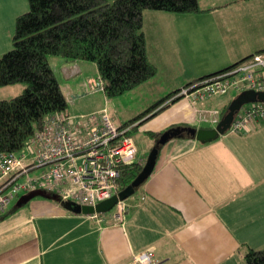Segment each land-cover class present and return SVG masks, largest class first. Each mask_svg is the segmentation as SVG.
I'll return each mask as SVG.
<instances>
[{
  "label": "crops",
  "instance_id": "0c3cea01",
  "mask_svg": "<svg viewBox=\"0 0 264 264\" xmlns=\"http://www.w3.org/2000/svg\"><path fill=\"white\" fill-rule=\"evenodd\" d=\"M198 1L204 9L200 13L145 11L148 55L159 73L140 86L166 92L172 87L170 96L195 79L264 51V0ZM27 11L29 0H0V54L11 48L17 17ZM50 64L63 90L79 77L73 107H81L83 96L95 95L87 87L93 90L94 78L88 77L99 72L96 62L52 55ZM160 79L167 82L163 88ZM26 88L24 83L0 87V99ZM230 94L197 105L182 97L139 120L137 129L154 138L146 140V149L151 151L160 138L150 132L185 124L204 127L209 120L200 121V111L218 110L220 121L234 99ZM75 122L72 117L71 129L82 137L99 124ZM143 155L138 160L145 164ZM69 201L40 187L15 198L8 209L13 212L0 219V264H135L144 250H154L156 264H248L249 249H264V122L248 134L229 132L202 143L183 133L163 144L152 175L126 199L130 210L120 225L110 212L92 217Z\"/></svg>",
  "mask_w": 264,
  "mask_h": 264
},
{
  "label": "trees",
  "instance_id": "16d2710c",
  "mask_svg": "<svg viewBox=\"0 0 264 264\" xmlns=\"http://www.w3.org/2000/svg\"><path fill=\"white\" fill-rule=\"evenodd\" d=\"M29 4V11L17 17L14 47L0 55V87L15 83L27 87L16 97L0 99V153L18 152L30 136L43 128L50 113L69 109L50 56L96 62L102 91L114 99L159 73L148 55L144 31L146 10L173 13L204 10L198 0H29ZM253 55L185 86L236 68ZM181 89L140 113L137 120L125 123L133 127L130 134L137 129L136 122L150 119L180 100ZM162 133L150 132L158 138ZM143 167L142 161L122 166L119 179L122 189L130 186ZM10 213L0 215V219ZM245 255L248 264H264V249L251 248Z\"/></svg>",
  "mask_w": 264,
  "mask_h": 264
},
{
  "label": "built area",
  "instance_id": "2783aa9c",
  "mask_svg": "<svg viewBox=\"0 0 264 264\" xmlns=\"http://www.w3.org/2000/svg\"><path fill=\"white\" fill-rule=\"evenodd\" d=\"M101 80V78H100ZM102 83V81H101ZM248 89L264 91V52L255 53L236 68L183 86L178 96L187 97L197 105L200 100ZM200 121H219L218 110L200 111ZM96 115V116H95ZM43 128L30 136L18 152L0 153V215L8 213L10 204L22 193L40 187L59 193L63 199L79 205H97L122 190L121 168L140 161L135 138L129 124L117 123L106 108L88 136H77L71 129L69 110L50 113ZM264 122V101L244 105L227 134H248ZM45 168L39 173L32 170ZM130 205L120 200L109 211L120 225L126 219ZM107 213H94L98 217ZM154 250H144L135 256V264H156Z\"/></svg>",
  "mask_w": 264,
  "mask_h": 264
},
{
  "label": "rangeland",
  "instance_id": "374dc122",
  "mask_svg": "<svg viewBox=\"0 0 264 264\" xmlns=\"http://www.w3.org/2000/svg\"><path fill=\"white\" fill-rule=\"evenodd\" d=\"M29 7H30V4H29ZM15 28H16V25H15ZM14 34H13V36H14ZM13 47H14V44H12L11 48H9L8 50H6V51L3 50L4 52L2 51L3 53L0 55L3 56L4 53L11 50ZM92 77L94 78L93 83H92L93 90H91L88 87H87V90L89 92H94L95 95H93V97L91 96L90 98L83 96L84 98L82 99V101L79 104L81 107H78V104H77V106L73 107L74 106L73 105L74 98L72 96V92L74 93V89L76 87H77L76 90L79 89V87L82 84L81 83L78 85L74 82V80L75 79L78 80L79 77L74 78V79H70L69 85H67L69 87L68 88L64 87V92L67 94V97L69 99V106H68L69 109L68 110H69V112L71 110L70 117H71V119H72V117H73V119H75L76 124H80L83 122L84 123L90 122L92 119V115L94 113H97V115L100 116L101 115L100 113L104 112L106 110V108L109 109L110 116L113 118V120L115 122H116V120L121 119L123 117L129 118L128 119L129 121L137 120L138 119L137 117L140 113L147 111L149 108H151L152 105H154L156 102H158V100L160 98H162V97L165 98V97L169 96L168 93H170L171 90H173L172 87H170L168 89L169 92H166L167 91L166 89L165 90L164 89H159V90L157 89L156 90V89L151 88L149 85L138 86L136 89L127 91L123 95L115 96V98H114L115 103H110V102L106 101L107 95L105 94V92L102 91L103 84L101 83V80H100L101 74L99 72H94L92 74L89 73L88 78H92ZM87 80H89V79H86L83 82L84 86H86L87 83L89 82V81L87 82ZM63 82H68V79L66 80V78H64ZM159 84L163 88V87H165V85H167V82L163 79H160ZM230 93H231L230 95L232 98H235L238 94V92H235V91H232ZM99 98H100V101H99ZM88 102H89V104H87ZM92 102H94V104H92L93 108L88 110L91 106L90 103H92ZM97 104H98V106H97ZM203 124H204L203 125L204 127H206V126L207 127H216V125H218L217 122H216V124H214V123L209 122V121H206ZM132 136L135 138L137 149H139L138 154H140V153L144 154L143 156L148 158L152 150L150 151V149L148 147L146 149L145 143H146L147 139L150 140L151 138H149L147 136V134L141 132L139 129L133 130ZM152 139L154 140V138H152ZM155 140H157V139H155ZM156 144H157V142H155V145ZM160 148L162 149V146H160ZM18 154H20V151H18ZM41 170L43 171V170H45V168L41 167V168H37L35 170H32L31 174L34 175L36 173H39Z\"/></svg>",
  "mask_w": 264,
  "mask_h": 264
},
{
  "label": "water",
  "instance_id": "95a60500",
  "mask_svg": "<svg viewBox=\"0 0 264 264\" xmlns=\"http://www.w3.org/2000/svg\"><path fill=\"white\" fill-rule=\"evenodd\" d=\"M264 101V91H256L248 89L243 91L232 100L231 104L225 111L222 119L217 123L216 127H192V126H177L170 130L163 132L160 138L156 141L157 144L152 148V151L147 158V162L144 164L141 174L128 186L119 191L118 194L99 202L97 205H79L72 201L68 203L71 207L82 211L85 214L94 213H109V211L115 208V205L120 200H126L134 195L138 189L145 183V181L152 175L158 162V156L160 154V146L166 144L170 139L175 136H180L184 132L187 134L196 136L202 143L211 142L217 140L222 134H226L228 129L232 126L238 111L246 104L250 102Z\"/></svg>",
  "mask_w": 264,
  "mask_h": 264
}]
</instances>
